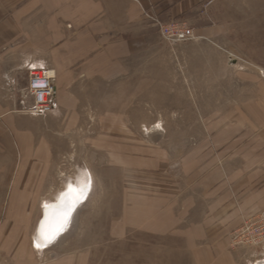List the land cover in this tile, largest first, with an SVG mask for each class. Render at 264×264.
<instances>
[{
    "label": "crops",
    "instance_id": "0c3cea01",
    "mask_svg": "<svg viewBox=\"0 0 264 264\" xmlns=\"http://www.w3.org/2000/svg\"><path fill=\"white\" fill-rule=\"evenodd\" d=\"M214 2L0 0V140H12L17 152L16 168L8 172L12 183L0 185V208L13 210L0 221V264H39L28 239L17 235V218L22 210L32 217V211L54 205L60 190L45 185L49 166L76 146L83 148L84 162L86 146L93 160L101 154V133L84 139L80 130L111 128L118 107L108 98L116 99L118 82L149 80L143 68L151 48L182 43L158 40L143 10L162 22H185L200 39H216L226 25L213 20ZM226 58L231 69L235 62ZM42 68L55 70V107L35 116L27 112L28 74ZM126 141L127 156L119 164L125 167L124 199L111 235L134 230L171 235L184 242L197 264H230V233L244 218L264 211V140H191L181 154ZM85 186L83 193L89 180ZM3 222L10 225L6 235ZM43 264H86V254H65Z\"/></svg>",
    "mask_w": 264,
    "mask_h": 264
},
{
    "label": "rangeland",
    "instance_id": "374dc122",
    "mask_svg": "<svg viewBox=\"0 0 264 264\" xmlns=\"http://www.w3.org/2000/svg\"><path fill=\"white\" fill-rule=\"evenodd\" d=\"M212 10L213 20L226 25L223 35L151 48L143 68L150 79L119 81L116 99L108 98L118 107L111 128L80 130L84 139L101 133V154L96 152L93 160L86 146L84 162L83 148L76 146L75 155L65 153L49 166L45 185L60 190L54 205L72 187L77 201L64 224L60 216L43 224L50 205L32 211V217L30 210H22L17 218V235L28 239L39 264L77 252H85L86 264H197L179 238L136 230L114 236L110 229L120 219L124 199L125 167L119 164L127 156L126 140L171 154L185 153L191 140H264V0H215ZM224 56L235 62L231 69ZM16 165L12 140H0V185L12 183L8 172ZM88 180L89 192L80 200ZM12 211L0 208V221ZM3 223L6 235L10 225ZM238 247L228 246L230 264H264L262 254Z\"/></svg>",
    "mask_w": 264,
    "mask_h": 264
},
{
    "label": "built area",
    "instance_id": "2783aa9c",
    "mask_svg": "<svg viewBox=\"0 0 264 264\" xmlns=\"http://www.w3.org/2000/svg\"><path fill=\"white\" fill-rule=\"evenodd\" d=\"M143 15L157 28L162 40L177 43L199 38L194 28L180 20L162 22L147 10ZM232 56V54H230ZM55 70L42 68L31 70L28 74L27 91L31 96L27 112L39 116L53 110ZM230 247L247 246L256 248L264 257V211L243 219L241 224L230 233Z\"/></svg>",
    "mask_w": 264,
    "mask_h": 264
},
{
    "label": "water",
    "instance_id": "95a60500",
    "mask_svg": "<svg viewBox=\"0 0 264 264\" xmlns=\"http://www.w3.org/2000/svg\"><path fill=\"white\" fill-rule=\"evenodd\" d=\"M73 191H74L73 187L70 188L69 192L64 194V196H62L61 201L57 205H52V206L47 207V211L45 214V220H44L43 224H47V226L51 225V222L54 221L55 216L57 218H59V216H60V222L63 223L65 221V219L69 215V212L74 207L75 202L77 201L75 197H72ZM54 208H58L62 212L57 213L53 210ZM63 215H65V216H63ZM51 234L52 235L48 234L47 236L53 237L56 234V232H53Z\"/></svg>",
    "mask_w": 264,
    "mask_h": 264
},
{
    "label": "bare ground",
    "instance_id": "6f19581e",
    "mask_svg": "<svg viewBox=\"0 0 264 264\" xmlns=\"http://www.w3.org/2000/svg\"><path fill=\"white\" fill-rule=\"evenodd\" d=\"M86 188H87V186H85ZM81 191V190H80ZM85 192H86V190H85ZM85 192L83 193V192H81L78 196H80V197H78V198H80V199H83L84 198V195H85ZM73 197V196H72ZM59 201V200H58ZM76 203V202H75ZM55 212H57V213H59V212H62L61 210H59L58 208H54L53 209ZM46 212V211H45ZM63 216H65V215H63ZM67 221V220H66ZM62 224H64V223H62ZM62 226L63 225H61V228H62ZM43 230V229H42ZM59 230V229H58ZM57 233V232H56ZM41 234V233H40Z\"/></svg>",
    "mask_w": 264,
    "mask_h": 264
}]
</instances>
